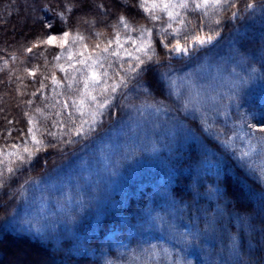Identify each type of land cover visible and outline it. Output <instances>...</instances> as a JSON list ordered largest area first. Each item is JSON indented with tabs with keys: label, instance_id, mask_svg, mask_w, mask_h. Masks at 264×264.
<instances>
[{
	"label": "rangeland",
	"instance_id": "374dc122",
	"mask_svg": "<svg viewBox=\"0 0 264 264\" xmlns=\"http://www.w3.org/2000/svg\"><path fill=\"white\" fill-rule=\"evenodd\" d=\"M240 1L172 4L167 11L174 18L149 3L139 6L140 22L110 15L83 29L64 26L55 46L43 43L25 56L0 58L8 82H18V72L25 76L29 120L14 149L0 147L3 188L51 137L75 147L22 187L0 226L49 245L51 253L39 256L25 246L16 256L5 251L0 264H31L35 257L36 264H192L196 248L185 221L177 223L160 207L172 173L199 174L218 151L264 186V131L258 130L264 78L235 45L236 29H225L240 14ZM62 31L70 32L67 44ZM196 37L212 39L200 45ZM168 43L189 52H172L163 47ZM147 44L163 63L133 79L127 70ZM121 76L126 87L106 88Z\"/></svg>",
	"mask_w": 264,
	"mask_h": 264
},
{
	"label": "trees",
	"instance_id": "16d2710c",
	"mask_svg": "<svg viewBox=\"0 0 264 264\" xmlns=\"http://www.w3.org/2000/svg\"><path fill=\"white\" fill-rule=\"evenodd\" d=\"M239 7L240 14L229 18L225 29H236L235 45L264 78V0H241ZM26 13L30 20L22 26ZM110 15H124L137 22L143 18L138 0L126 4L122 0H0V58L24 55L29 48L42 49L41 41L64 26L83 29L99 19L108 20ZM48 24L54 28L48 29ZM5 75H0V147L11 150L29 123L24 95L28 88L23 74L16 75L18 82H8ZM74 148L51 137L32 163L10 178L0 190V226L22 187L68 157ZM206 164L199 174L173 172L160 201L161 209L178 218L177 223L185 221L190 244L196 248L191 263L264 264V186L245 175L224 152L212 151ZM25 246L39 256L51 253L49 245L29 235L0 230V261L6 252L16 256ZM35 258L31 264H36Z\"/></svg>",
	"mask_w": 264,
	"mask_h": 264
},
{
	"label": "snow or ice",
	"instance_id": "6c2138e0",
	"mask_svg": "<svg viewBox=\"0 0 264 264\" xmlns=\"http://www.w3.org/2000/svg\"><path fill=\"white\" fill-rule=\"evenodd\" d=\"M128 0H122V3H127ZM151 3L153 8H155L156 6H162L163 9L165 11L168 10L169 6L172 4H176L179 7H184L186 8L188 6L189 3H193L195 5L196 8H200L203 6H207L209 4H216V5H220V4H232V0H139V6L140 7H145L147 4ZM148 11H152V9H147ZM167 14L170 18H174V14L171 11H167ZM64 14L60 13V17L61 19H63ZM233 17H235V13H233ZM154 19H160L159 16H155L153 17ZM127 18L121 16L119 18V21L123 23V26L125 28L129 27V24L126 22ZM181 24H183V21H180ZM217 23H219V21H217ZM46 27L48 29H53L54 25L52 24H48L46 25ZM140 31L142 34L144 35H149L150 34V29H148L146 26L141 25L140 26ZM219 33H217L218 35ZM60 35L63 37V43L67 44L68 43V37L70 36V32L69 31H62L60 33ZM77 39L78 40H84L83 36H80L77 33ZM187 39V38H185ZM212 39V37H204V38H200V37H196L194 43H198L200 45H206L207 43L210 42V40ZM57 40V35L53 34V35H49L47 36V38L45 40H42L41 43H47V44H52L54 45V42ZM111 43V42H109ZM39 45H34V47H38ZM55 46V45H54ZM171 46V51L172 52H176L177 50L181 51L182 53H188L189 49L186 46H182L179 43L175 44V45H170V43L168 44H164L163 47L164 48H169ZM96 47H99V45H96ZM105 51L107 50V48L104 49ZM27 51L31 52L32 49L29 48L27 49ZM139 51L143 54L141 55H137L135 56V61L136 64L131 67L130 69H128L127 71L131 72V73H135V76H133V79H136L137 77H141L142 73H153L154 72V68L151 67L150 65H160L161 61L160 58L157 56V53L155 52L154 48L152 47L151 44H147L143 47H139ZM151 53V54H149ZM116 55H118V53H115ZM129 55H131V53H129ZM170 59V57H169ZM166 75V74H165ZM121 84H123L125 87L127 86V80L124 76L119 77V81L116 84H112V85H108L106 86V88H111L112 90H115L117 87H119ZM85 87L87 88V85H85ZM93 100L96 99L95 96L92 97ZM250 127H252L253 129H256L257 126L256 125H250ZM258 130L260 131H264V124L260 125L258 127ZM37 144L42 143L41 141L37 140L36 141ZM55 146V145H53ZM25 151H27V149H25ZM19 159L23 162V163H28V160L23 157L20 156ZM9 171H12V169H9ZM2 175V174H0ZM0 187H3V181L0 180Z\"/></svg>",
	"mask_w": 264,
	"mask_h": 264
}]
</instances>
